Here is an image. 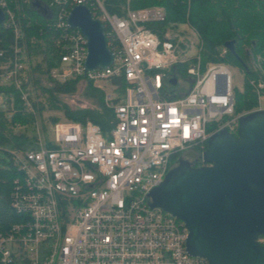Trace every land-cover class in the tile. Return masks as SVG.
<instances>
[{
    "label": "built area",
    "instance_id": "obj_1",
    "mask_svg": "<svg viewBox=\"0 0 264 264\" xmlns=\"http://www.w3.org/2000/svg\"><path fill=\"white\" fill-rule=\"evenodd\" d=\"M38 1L55 33L48 77L57 83L80 78L102 90L111 83L104 103L113 112L112 125L103 131L90 120L57 121L46 139L36 131L33 148L11 151L19 176L10 205L18 218L0 231V264H208L189 254L187 227L151 206L149 192L180 158L206 165L202 155L209 137L221 130L236 135L240 117L262 109L235 111L228 48L219 47V60L204 61V42L188 22L178 30L174 24L154 30L151 24L167 16L160 5H127L118 15L104 0ZM32 2L0 0L1 26L14 36L0 65V85L13 86L25 111L36 117L24 85L29 63L41 57L30 55L28 45L36 40L27 41L21 28ZM80 4L104 26L114 53L105 69L85 70L87 39L67 21ZM5 52L0 49V57ZM248 65L263 73L254 57ZM112 78L123 79L122 92ZM250 83L260 101L264 79ZM14 103L13 94L0 92V111L12 114ZM258 241L264 245V237Z\"/></svg>",
    "mask_w": 264,
    "mask_h": 264
},
{
    "label": "water",
    "instance_id": "obj_2",
    "mask_svg": "<svg viewBox=\"0 0 264 264\" xmlns=\"http://www.w3.org/2000/svg\"><path fill=\"white\" fill-rule=\"evenodd\" d=\"M32 7L47 15L38 0ZM3 20L0 9V25ZM67 21L87 39L85 70L111 66L114 53L90 9L73 6ZM224 45L240 59L234 40ZM202 157L206 165L201 166L180 158L149 192L151 206L183 221L186 250L208 264H264V245L258 241L264 237V108L240 117L236 135L226 130L211 135Z\"/></svg>",
    "mask_w": 264,
    "mask_h": 264
},
{
    "label": "trees",
    "instance_id": "obj_3",
    "mask_svg": "<svg viewBox=\"0 0 264 264\" xmlns=\"http://www.w3.org/2000/svg\"><path fill=\"white\" fill-rule=\"evenodd\" d=\"M105 8L118 15L125 12L126 6L130 8H140L145 6L160 5L166 10V20L160 24H151L154 30L165 29L171 24L188 22L199 33L204 42L203 60H219L217 52L219 47L226 41L234 40V48L240 59L236 58L228 51L225 61L234 64L244 71L243 90H235V111H248L258 104L257 93L251 85L250 80L264 79V0H104ZM27 18L21 19V28L27 41L35 38L34 46L28 45L30 55L41 57V61L32 63L28 73V84L32 85L36 91L49 94L50 107L62 109L65 118L81 123L87 120L99 125L103 131L112 125L113 112L104 103L105 93L95 86L92 81L87 82L85 96L92 100V105L78 108H71L65 104L58 105L56 94L68 93L75 86L80 78L69 80L65 83H57L48 77V70L54 65L50 56L54 50V40L48 30L41 15L33 8H26ZM12 31L0 25V49L6 52L0 57V65L9 55V46L13 42ZM249 47L253 56H259V65L263 70L250 69L247 63L245 47ZM243 63L247 68L244 67ZM29 63V65H32ZM39 77L46 79V83H41ZM33 80V81H32ZM113 84H118V90L122 92L125 82L123 79L112 78ZM0 92L7 96L13 94L15 111L11 116L6 117L0 111V231L8 229L11 222L17 220V216L12 212L10 205V194L14 178L19 176L16 165L13 162L12 150H27L35 146V135H29L26 131H14L13 127L18 123L31 127L34 116L27 111L20 100V95L13 86L0 85ZM28 92L30 90L28 88ZM30 100L36 108V112L41 114L46 104L31 97ZM41 105H39V104ZM59 121V117H50L51 125H46L41 120V131L47 134L50 126ZM42 132V133H43ZM43 133V134H44Z\"/></svg>",
    "mask_w": 264,
    "mask_h": 264
},
{
    "label": "rangeland",
    "instance_id": "obj_4",
    "mask_svg": "<svg viewBox=\"0 0 264 264\" xmlns=\"http://www.w3.org/2000/svg\"><path fill=\"white\" fill-rule=\"evenodd\" d=\"M178 24L174 25L173 27L174 28H177L175 30H178L181 26H179ZM245 54H246V57H247V63H249V61L251 60V57H254L255 60H258L259 61V56H253V53H251L249 47H245ZM37 62V59H33L32 63H35ZM31 63V64H32ZM33 66L32 65H28V68L26 70L27 73L31 72L30 71V67ZM232 70H233V73H234V88L235 90L237 91H241L243 90V81H244V75H243V68L241 69L240 67L234 65V64H231L230 65ZM27 67V65H26ZM236 69H238L237 71L239 72L236 73ZM39 80L41 81V83H46V79L42 77H39ZM33 81V80H32ZM104 87L106 90H103L104 93H106V91H109L110 89H112V86H111V83H104ZM28 88L30 90V93H31V97L35 98L36 102L38 101L39 103L43 102L46 104L44 110L41 112V114H38L36 112V117H34V121L30 126L27 127V125H24V124H20L17 122V124L15 125V127H13V130L14 131H26V133H28L29 135H33L36 133L37 130H42L41 129V120L44 121V123L48 126V125H51L50 123V117L52 116H57L59 117V121H63V120H70L68 118H65V116L63 115V112H62V109L59 108L58 106L57 107H53L51 108L50 107V103H49V94L47 93H41V91H36V89L34 88V86L32 85V82H30L28 84ZM86 90H87V82L84 81V80H79L77 83H75V86L72 88V90H70V92L68 93H58L56 94L57 96V99L59 101V104L58 105H67L71 108H78V107H85V106H89V105H92V100L90 98H87L85 96L86 94ZM38 103V104H39ZM41 105V104H39ZM257 107H261V108H264V94L261 95V99L259 101L258 99V104L256 107L254 108H257ZM254 108H252L251 110H253ZM250 111V110H248ZM247 112V111H245ZM10 114V115H9ZM6 113L5 116L6 117H9L11 116V113ZM51 127V126H50ZM50 130V129H49ZM49 130L47 132V134H45L43 131V133L41 132V135L45 137H47V135L49 134ZM35 143V142H34ZM0 153H2L0 151ZM194 156V155H193ZM191 156V157H193Z\"/></svg>",
    "mask_w": 264,
    "mask_h": 264
}]
</instances>
